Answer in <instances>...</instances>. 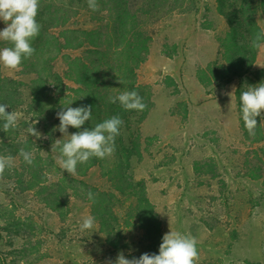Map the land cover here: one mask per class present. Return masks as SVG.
Instances as JSON below:
<instances>
[{
	"label": "rangeland",
	"instance_id": "obj_1",
	"mask_svg": "<svg viewBox=\"0 0 264 264\" xmlns=\"http://www.w3.org/2000/svg\"><path fill=\"white\" fill-rule=\"evenodd\" d=\"M50 2L76 6V0ZM78 5L83 4L78 1ZM217 6L218 0H171L149 20L153 40L137 77L140 84L151 87L152 107L139 130L143 158L133 162L131 172L136 181H145L163 236L172 230L197 239L198 264H264V141L254 145L245 140L236 99L241 82L250 86L255 79L237 77L208 87L199 81L200 73L222 60L217 39L228 31V24ZM79 9L77 15L76 11L71 14V27L99 26L88 9ZM257 20L264 29V14L260 12ZM6 26L0 20V31ZM212 36L217 46L211 47ZM83 51L65 55L78 58ZM212 51L214 58H206ZM257 59L255 70H264V49ZM52 66L60 75L68 69L63 57ZM2 71L24 85L21 104L9 111L18 113L17 128L0 136V155L14 158L0 180V264H106L109 259L114 264L120 252L128 259L159 254L160 243L148 237L137 218L134 198L118 196L114 206L118 222L113 228L121 234L116 247L107 242L116 233L108 236L96 220L93 230L81 231L83 219L93 217L84 186L114 192L103 176L105 169L95 166L72 176L57 163L60 149L57 146L52 152V145L64 138L54 130L60 124L57 113L68 105L62 102L53 111L51 103L62 89L55 87L56 81H47L48 95L39 106L33 104L35 74L22 68L3 67ZM64 85L66 95H80L75 92L77 84L65 80ZM228 93H234L233 97ZM30 126L40 138L28 133ZM68 134H74L70 127ZM27 140L30 146L19 147ZM18 147L33 153L37 161L32 166L45 173V185L65 190L60 194L66 202L61 208L50 207L44 200L47 193L38 194V187L23 191L34 170L27 169L30 165L15 154ZM255 169L263 174L259 179L253 178Z\"/></svg>",
	"mask_w": 264,
	"mask_h": 264
},
{
	"label": "trees",
	"instance_id": "obj_2",
	"mask_svg": "<svg viewBox=\"0 0 264 264\" xmlns=\"http://www.w3.org/2000/svg\"><path fill=\"white\" fill-rule=\"evenodd\" d=\"M78 1L83 5H78ZM170 1L98 0V10L93 11L88 7L87 0H76V6H73L72 2L57 6L50 0H40L37 22L41 25V30L32 42L35 53L30 59H25L21 67L29 72L28 74L37 76L33 81L35 85L34 105H42L44 97L48 95L47 81L52 78L56 81L55 87L62 88L57 92L59 98L54 99V104L51 103L54 106L53 111L62 102L73 108L92 107L90 121H87L81 129L70 127L74 133L84 128L91 129L113 116H118L123 120L120 135L115 139L113 155L103 160L90 158L83 168L79 164L77 170H81L80 172L84 174L91 167L104 168L103 176L112 184L114 192L110 193L102 192L89 185L84 186L87 188L85 190L86 199L91 204L93 217L99 222L101 231L107 233L108 236L115 232L113 224L118 222V217L114 213V206L118 196L123 195L135 199V207L138 209L137 218L143 224L148 237L160 244L163 239L161 221L148 197L146 183L144 180L136 181L131 171L133 162L138 163L143 158L139 130L152 107L151 87L140 84L137 77L140 66L148 58L153 40L147 24ZM84 7L88 9L91 18L99 24L98 27L90 30L71 27L69 19H71L72 12L76 11L77 15L79 8ZM217 10L221 16L225 17L228 24V31L223 37L217 39L222 60L214 62L207 70L200 73L199 81L208 87L216 82L229 83L237 77L246 76L255 79L250 86L241 82L236 91V99L245 140L250 144H260L264 141V128L260 126L262 116L257 117L258 127L255 136H250L242 120L239 96L248 87L264 83V70H255L259 50L252 47L256 33L262 30L257 16L260 12L264 14V0H218ZM55 31L57 33H54ZM10 46L7 42L0 41V49ZM77 50H84L81 57L68 58L69 56L65 55L67 51ZM58 57H63L67 62L68 69L64 75L56 73L52 66L53 61ZM2 68L0 65V104L8 105L6 110L9 113L11 109L21 104L20 87L24 83L11 75L4 74ZM65 80L80 86L75 91L80 94L79 96L78 94L76 96L66 95ZM124 91H137L147 105L146 109L142 112L128 111L123 109L118 101L115 104L109 102V97L118 96ZM2 124L3 121H0V136L5 134ZM30 144L31 141L27 140L19 147L26 148ZM19 147L15 154L19 153ZM28 168L34 172L23 191L38 187V194L47 193L44 200L50 207L61 208L66 202L62 201L60 194H63L65 190L57 185L55 187L45 185V173L32 165ZM261 169L258 167L257 172ZM261 175L263 174L257 173L253 178L259 179ZM64 180L67 179H61V182ZM70 184L67 183V187L74 188L72 183ZM89 191L94 194V200L88 198ZM119 237L121 238L120 233H116V238L108 237V244L116 247Z\"/></svg>",
	"mask_w": 264,
	"mask_h": 264
},
{
	"label": "clouds",
	"instance_id": "obj_3",
	"mask_svg": "<svg viewBox=\"0 0 264 264\" xmlns=\"http://www.w3.org/2000/svg\"><path fill=\"white\" fill-rule=\"evenodd\" d=\"M88 7L98 10V0H87ZM40 7V0H0V20L7 25L0 31V41L7 42L10 47L0 49V65L12 70L20 71L23 61L30 59L35 49L32 46L33 40L38 37L41 25L37 22ZM252 47L257 50L264 49V29L257 32ZM234 93H228L232 98ZM241 103L242 120L250 136H255L257 129V117L264 113V83L255 87H248L239 96ZM119 102L123 109L142 112L147 105L137 91H124L118 96L109 97V102ZM232 105V103H231ZM8 105L0 104V121H3L2 130L8 133L15 130L18 125V113L7 112ZM60 121L59 132L64 134L63 140L57 139L52 145V152L60 149V156L57 160L59 166L69 175H77V165L87 163L90 158L101 160L110 157L115 151V139L120 135V128L123 120L113 116L96 124L91 129L84 128L69 135V127L81 129L87 121L92 118L91 106L65 107L57 113ZM38 122V121H37ZM264 126V120L261 125ZM31 136L40 138L41 134L35 127L27 129ZM67 137V139H65ZM19 156L28 165L34 163L33 153L24 148L19 150ZM12 156L0 155V180L4 179L6 170L13 166ZM90 200H94L92 192L87 193ZM96 226L95 218L87 216L80 224L81 231L93 230ZM197 239L191 234H182L178 231H170L163 236L159 247V254L144 253L139 258L128 259L123 252H120L114 264H198L199 252ZM106 264H113L109 259Z\"/></svg>",
	"mask_w": 264,
	"mask_h": 264
},
{
	"label": "crops",
	"instance_id": "obj_4",
	"mask_svg": "<svg viewBox=\"0 0 264 264\" xmlns=\"http://www.w3.org/2000/svg\"><path fill=\"white\" fill-rule=\"evenodd\" d=\"M207 32H208V31H207ZM208 37H209V39H210V34H209ZM211 38H213V36H212ZM190 39H191V38H190ZM211 44H212L211 47H213V46H217V45H216V42H215V40H214V38H213ZM212 54H213V51L211 52V56H205V57H206V58H207V57H210L209 59L212 60V59L214 58V57H212ZM194 61H196V60H194ZM206 61H207V60H206ZM206 61H205V62H206ZM257 61H258V59H257ZM196 62H197V61H196ZM199 62H200V63H199ZM199 62H198V64H202V61H199ZM193 64H194V62H193ZM193 82H196L195 79H193ZM196 84H197V88H198L200 85H198V83H196Z\"/></svg>",
	"mask_w": 264,
	"mask_h": 264
}]
</instances>
